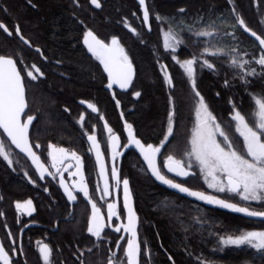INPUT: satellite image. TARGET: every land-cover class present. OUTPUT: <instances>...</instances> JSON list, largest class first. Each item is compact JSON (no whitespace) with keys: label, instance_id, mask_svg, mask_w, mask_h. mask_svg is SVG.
Segmentation results:
<instances>
[{"label":"trees","instance_id":"16d2710c","mask_svg":"<svg viewBox=\"0 0 264 264\" xmlns=\"http://www.w3.org/2000/svg\"><path fill=\"white\" fill-rule=\"evenodd\" d=\"M255 1L248 5L237 3V8L248 27L264 38L261 16L264 11V1ZM127 4L130 14L138 13V7L133 0H127ZM146 5L150 14V31L146 30L139 16L128 17L127 31L119 36L129 60L135 66V75L128 94L117 98L120 102L119 106L122 104L123 109L107 99V110L100 109L97 115H83V127L79 122L82 116L81 110H78L75 101L85 100L93 94L99 95L103 102L106 99L101 95L98 77L96 76V80L93 81V69L77 51L72 49V44L69 42L74 39L78 27L75 21L68 17L59 0H45L43 7L38 5V11H41L42 15L34 18L36 25L42 30L49 54H53L56 59L59 57L63 69L71 80L53 77L50 83L32 88L31 112L37 119L30 132V141L41 145L40 149L34 151L42 159L47 156L46 146L49 143L64 147L69 152L76 151L81 155L92 197L96 195L97 176L83 133L94 126V132L89 131V134L97 136L107 155V147L100 138L103 134V124L99 117L104 118L113 132H119L125 122L130 123L134 133L143 142L158 145L163 139L162 133L166 128L170 93H174L172 102L178 114V124L174 138H170L171 143L166 146L165 156L173 154L178 158L190 139L194 121V101L183 70L169 58L170 50L163 48V37L169 32L172 35L179 33L183 37L184 32L191 29L193 34L189 35L177 54L178 60L182 62L190 58L189 54H197L208 47V39L202 40L194 35L195 31L201 30L200 25L206 19L209 23L217 24L221 33H235V38L225 35L221 41L224 48L233 46L238 49V52L229 54V61L233 55L252 61L254 57L258 58L261 52L256 43L241 31L235 19L229 18L228 15L223 17L218 13L222 6L221 0H146ZM116 6L115 2L111 3L113 13ZM181 8L185 9L183 13L179 12ZM157 16L161 19L158 20ZM209 59L215 60L216 71L198 69V88L223 127L239 139L234 127H231L229 98L235 101L249 119L255 118L253 116L255 105L249 93L264 97V71H261L259 65L254 62L250 63L248 67H255L257 75L248 77L250 83L244 84L239 76L232 74L233 70L228 66L229 61H225L222 57H209ZM162 64L167 65L168 72L173 77L174 89H169L162 79ZM226 79L230 82V87L224 86L223 82ZM135 91L141 93L139 98L134 96ZM217 93L220 95L217 96ZM66 108L68 111H65ZM74 111L78 113L74 114ZM3 139L6 140L5 137ZM12 158L15 163L14 171L0 159V196H3V200H0V212L6 215L11 211V204L14 201L34 198V193L25 195L16 192L17 188L23 187V181L18 173L28 171L35 179L33 169L27 165L24 156L13 149ZM134 159V157L125 158L123 166L120 164L118 171L129 180L134 208L139 218L141 249L143 251L146 244L151 253L148 264H264V252L258 253L249 245L221 246L217 243L218 237L222 235L239 234L243 231H264V222L219 207L207 208L203 202L195 198L187 200L178 197L154 184ZM130 163L133 164L130 166ZM186 185L194 190L207 191L206 186L197 176L188 179ZM44 186L49 189L47 202L62 204V212L66 213V204L58 194L56 183L47 179ZM217 196L228 197V194H217ZM83 204L85 203L79 201L80 217L75 216L74 220L86 219L89 212L86 204L85 216L81 218L80 208ZM254 206L255 210L264 209L263 205ZM58 212H61L60 209ZM81 229L82 227L76 226L65 236V239L72 241L77 239L79 244H83L82 234L79 233ZM169 256L172 260H169ZM83 259L85 264H104L103 258L100 259L97 255L95 258L85 255ZM61 261L64 264H75V260L67 257L66 253ZM140 264H145L143 256Z\"/></svg>","mask_w":264,"mask_h":264},{"label":"snow or ice","instance_id":"6c2138e0","mask_svg":"<svg viewBox=\"0 0 264 264\" xmlns=\"http://www.w3.org/2000/svg\"><path fill=\"white\" fill-rule=\"evenodd\" d=\"M73 2L79 6V0H73ZM29 3H31V0H29ZM90 3L95 8L101 7L100 0H90ZM139 4L143 10V23L148 25L150 29V14L146 0H139ZM32 6L35 7V5ZM184 11L185 9L183 8L179 9L180 13ZM233 12H235L234 9ZM156 18L158 20L161 19L159 16ZM235 21L244 32L259 41L261 52L258 58L254 57L250 61L244 59L242 56L233 55L229 61V54L238 52V49L233 46L224 48L221 45V41L225 35L235 38V33H221L217 24L209 23L206 19L200 25L201 30L195 31L194 35L202 40L208 39V47L203 48L197 54H189L190 58L184 59L182 62L178 60L177 54L180 51V47L184 46L185 40H188L189 35L193 34L191 29L186 30L183 37L179 33L172 35L171 32L166 35V39L171 37L174 43H165L164 47L171 52L169 58L176 62L183 70V75L186 77V82L194 101V121L190 139L183 153L178 158L173 154H167L165 157V153L167 152L166 146L171 143L170 138H174L178 124V114L172 102L174 93H170V108L166 115V128L162 133L163 139L158 145L143 142L134 133L133 126L127 122L124 125L127 130L126 143L122 145L119 142L120 137L113 133V129L107 124L104 125L109 134L110 178L114 182L111 185L109 183L108 169L105 161L102 159L97 136L89 134V131L94 132V126L91 130L84 131L83 134L89 142L88 152L95 153L94 170L98 169L99 179L103 181L102 188L99 182H97L95 191L100 194L102 200L112 194L110 188L115 190L117 199L122 198V210L121 205L117 202L104 201L107 206L106 222L105 217L101 214L103 203L98 207L97 202L90 197L84 172V159L81 155H78L76 151L69 152L64 147H57L49 143L46 146V151L48 157L51 159L50 168L55 170L53 172L49 167L45 166V163L41 161V156L33 150L40 149L41 145L39 143L33 144L29 139V129L36 117L28 115L25 112L27 108L25 82L28 80L36 81L39 76H43V73L34 63L27 68H18V64H23V60H19L14 56L6 57L0 54V130H2L0 131V158L9 167H12L14 163L12 159V146H15L19 152L24 153L31 160L32 165L36 168L39 180L44 181L46 176L56 179L57 174H59L60 186L64 189V193L70 204H74L77 201V193H81L87 203L91 205V216L86 222V232L92 240L86 251L79 250L76 253L79 264H85L83 257L86 252L91 254L95 249L102 246L108 247L107 264H140L142 256L145 264H148L150 259V251L147 249L146 244L142 251L141 242L138 238V216L132 203L129 180L121 178L116 167L117 157L122 155L120 151L122 147L135 148L139 152L143 163L146 164V170L150 173L151 177L168 188L208 205L248 217L264 219V209L255 210L251 208L252 202L264 205V97L249 93L255 105V112L253 113L255 118L253 119H249L235 101L231 97L229 98L231 127H234L235 133L238 134L239 139H237L230 134L229 130L223 127L222 123L210 110L209 104L197 85L198 69L216 71L217 65L215 60L209 59V57H222L225 61H229L228 66L233 70L232 74L239 76L241 82L244 84L250 83L248 77H255L257 75L255 67H248L250 63L254 62L259 65L261 71H264V38H261L260 35L249 28L238 15L235 16ZM125 26L127 27V25ZM132 30L135 31L134 29ZM0 31L6 33L8 37L13 36V30H10L2 22H0ZM14 33L15 37L23 45L29 48L33 47L31 42L22 33L19 24L14 26ZM83 42L92 56L103 65L104 71L108 76L107 88L113 89L115 86L126 91L132 85L134 69L118 39L113 38L110 44L105 43L89 30L84 34ZM35 51L43 55L40 48L36 47ZM162 79L169 89L175 88L173 77L167 71L166 64L163 66ZM223 83L225 87H230V82L227 79ZM219 95L217 93V96ZM134 96L139 98L141 93L135 91ZM80 103L84 104L85 102L82 100ZM116 103L119 106V100ZM87 108L93 113L98 112V109L91 103L87 104ZM65 111H68V109L66 108ZM99 119L103 120L104 118L101 116ZM83 120L84 117L80 116L79 122L82 127ZM4 136L7 137V140L3 139ZM57 153L62 154L65 158L71 157L76 162V171L70 173V176L79 175V182L72 185L74 191L65 186L63 179V172H67L68 168L72 167V165L69 164L63 169L58 167ZM158 158L161 161L160 163H158ZM169 173L172 174L171 177L168 175ZM25 176L28 178L30 184L34 187L38 186L37 181L27 172H25ZM190 176L201 177L204 184L207 185V189H211L212 193L228 194V197L235 199L215 194H206V191L194 190L185 183L175 179L179 177L182 180H186ZM43 190L48 192L47 187H44ZM0 200H3V196H0ZM14 208L18 213L17 224H20L19 215L32 216L35 212V206L31 198L23 202H14ZM4 217L5 213L0 212V218ZM114 218L116 221H126V223H113ZM2 226L6 231V238L10 241V246L9 249H6L4 244L0 242V261H3V264H12L11 257H15L17 254H25L21 238L24 228L30 225H21L15 234L6 223ZM106 228H111L116 233H126L127 237L125 238L124 235L118 236L113 246L109 243L105 231ZM217 243L221 246L249 245L258 253L264 252V231H243L239 234L222 235L218 237ZM37 247L42 255L44 264H50L52 249L49 245L38 242ZM168 258L172 260L171 256Z\"/></svg>","mask_w":264,"mask_h":264},{"label":"flooded vegetation","instance_id":"af4514ba","mask_svg":"<svg viewBox=\"0 0 264 264\" xmlns=\"http://www.w3.org/2000/svg\"><path fill=\"white\" fill-rule=\"evenodd\" d=\"M44 1L45 0H31V3H29V0H0V22L4 23L10 30H13L12 37H8L6 33L0 31V54L6 57L14 56L15 58L19 60H23V64H18V68H27L34 63L39 67L40 71L43 73V76H39V74H37L39 78L36 81L28 80L25 82L26 83V99H27V108L25 109V112L26 114L33 115L34 117H36V115H34L31 112L30 94H31V90H33L32 88L37 87V86L39 87V85H42L43 83H46V84L50 83L53 77L65 78L67 80H71L70 77L67 75L66 71L63 69V63H61L59 57H57L58 59H56L53 54H49L47 50V43L44 42L42 30L40 27L36 25L34 21V18L36 16L42 15L41 11H38V5L43 7ZM59 1L61 2V5L66 10L68 17L72 19L73 21H75L78 27V29L76 30V33H75L76 35L74 39L69 41L72 44V49L77 51L84 58L86 64L93 69L94 71L93 81L96 80L95 77L97 76L98 77L97 80L99 82V89L102 92L101 95H103V97L106 99V101L103 102L104 100H102V98H100L99 95L93 94L91 96L86 97V99L83 100L87 104L88 103L93 104L98 109V112L96 113H93L91 112V110H87L85 107L81 106L80 104V102L82 101L81 99H77L75 103L77 107L79 108L78 110H81L80 115L82 116L84 114L97 115L100 109L107 110V105H108L106 103L107 99L116 103L117 98L119 96L120 97L126 96L128 94L130 87L126 91L125 90L120 91L118 87H115V86L113 87V89L107 88L106 86L108 83L107 76L104 74L99 60L93 57L92 54L88 51V49L85 47L84 42H83L84 34L90 30L93 32V34L98 39H101L105 43H109V44L111 43V40L113 38H117L120 45L122 46L119 36L122 33H125L127 31L128 27H126L125 25H127L128 17L137 18L139 16V18L142 20V13L135 0L133 1L138 7L137 8L138 13L133 12L132 14L129 13L127 0H100V3H101L100 8H95L94 6H92L90 3V0H79V6H77L73 2V0H59ZM112 2H115L117 4V6L115 7V13L111 11ZM254 2L256 1L255 0H245V1L244 0H231V2H229V0H221L222 6L219 8L218 13L223 17L225 15H228L229 18L234 20L236 15L241 17V13L238 10L239 8H237V3H241V4L245 3V5H248V3L250 4ZM32 5H35V7H33ZM233 9L235 10V12H233ZM250 9L251 8L249 6V10ZM17 24H19L20 29L22 33L24 34V36L33 45L32 48H29L28 46L23 45L22 42L18 38L15 37L14 26ZM236 24L238 25V23ZM241 31H242V28H241ZM36 47L41 49L43 55H40L35 51ZM124 51L126 53L125 48H124ZM132 65H133L134 75H135V66L133 63ZM163 66L164 64H162V68ZM119 107L120 109H123L122 104H120ZM73 113L77 114L78 111H74ZM36 119L33 121V125L30 126L29 139H30V132L36 122ZM101 122L103 124L102 125L103 134H101L100 138L102 142L105 143V147H107V150H108L109 149V145H108L109 134L107 133L104 127V125L106 124L105 120ZM124 125L125 123L122 124L119 132H113L114 134L120 137V143L122 145L126 143ZM5 139L7 140L6 137ZM85 141H86V137H85ZM99 144L101 146L102 152L105 157L106 166H107L108 173H109V183L111 185L114 182L110 178L111 161L109 158V151H108V154L106 155L102 148L103 147L102 144L100 142ZM86 145H87V142H86ZM12 149L15 150L13 146H12ZM122 149L123 147L120 149V151ZM131 157H134L135 158L134 160L138 161L143 171L149 177L142 160L139 158V156L136 155L134 151H131V150L126 151L122 156L117 157V161H116L117 169L119 168L120 164L121 166H123V162L125 158L131 159ZM0 159L1 161H3L2 158ZM41 161L45 163L46 167L50 168L51 159L48 157V155L46 156V158H43V159L41 157ZM25 162L27 163V165L31 167L30 163L28 162L26 158H25ZM92 162H93V159H92ZM160 162L161 161L158 158V163ZM3 163H5L8 166V164L5 161H3ZM69 164H71L72 167H70V169L63 174V178L67 182L70 189L74 191V189H72V185L74 183L79 182V178L78 180H76L77 182L73 181L74 178L70 179V173H72L76 169L75 160H70V159L65 160L58 167L63 169L65 166ZM132 164L133 163H130V166ZM93 165H94V162H93ZM9 168L14 171L15 163H13V166ZM50 170L53 172L55 171L54 169H51V168ZM118 172L121 178H127V177H124L120 171ZM27 173L30 175L28 171ZM15 174L16 175L19 174V177L23 181V182L21 181L23 187L19 189L17 188L18 191L16 192H21L22 194H25V195L26 194L30 195L31 193H34V198H31V197L29 198L33 200V204L35 206V212L32 214V216L19 215L20 224H17L18 213L14 208V202H16L14 201L11 204V211L9 212V214L8 215L5 214V217L7 218V220H5V217L2 218V220H0V242L4 244L6 249H9L10 241L6 238V231L2 225L6 223L14 234L18 232L21 225L23 224L30 225L29 227L24 228L23 235L21 238V242H22L25 254L24 255L17 254L15 257H11V253H10L12 264H44L42 255L38 251V247H37L38 242L47 243L49 247L52 249L51 256H50V264H56V263L64 264L61 261V259L64 258L65 253L67 257L73 258L75 260V264H79V261L76 257V253L79 250L86 251L87 247L90 246V243L92 240V238L89 237L86 232V222L88 218L91 216V205L87 203V201L83 198L81 193H77V201L72 207H70L67 204L65 198L63 197V195L61 194L58 188L57 177L59 174H57L56 179H52L51 177H46L44 181H41L39 180V177L37 176V174L34 172V175L36 177L35 179L38 185L36 187H34L32 184L28 182V178L25 176V172H20L18 174L17 173ZM96 176H97V172H96ZM169 176L171 177L172 175H169ZM191 177L192 176L186 178V180H179L177 178L175 179L177 181H181L186 184V181L190 179ZM47 179H51L53 182L56 183L58 194L66 204V213L62 212V207H63L62 204L47 202L48 201L47 198L49 196V189H48V192H45L43 190ZM97 182H99L98 176H97ZM110 192L112 194L109 197L104 198V200L101 199V196L99 193L96 192L95 197L94 196L92 197V194L90 192V197L94 201L97 202L98 207H100L101 204L103 203V207H101V214L105 217V222H106V217H107V206H106V202L104 201L117 202L119 205H121V210H122V198L117 199V194L114 189L110 188ZM120 195L122 197V193ZM24 200L20 202H23ZM79 201H82L88 207L87 210L89 212L87 214L86 219L84 220L83 219H79V220L73 219L75 216L78 218L80 217V210H78V207L80 206ZM132 203H133V197H132ZM85 204H83V206H81L80 208L81 218H83V215H84V211L86 207ZM58 209H60L61 212H58ZM121 222L126 223V221H116L115 218L113 220V223H116V224L121 223ZM76 226L82 227L81 229L82 231L80 232L77 231V232L82 234L81 239L83 240V244L81 243L79 244L77 239H74V241L65 239V236H67V234L70 231L74 230ZM105 231L107 233L109 243L113 246L118 236L124 235L125 238L127 237L126 233H116L112 231L111 228H106ZM137 231H138V238L141 242V235L139 233V218H138ZM108 254H109L108 247L102 246L100 248L95 249L91 254H88L86 252L85 255L91 256V258L93 257L95 258V256L97 255L100 257V259L103 258L104 264H107L106 256ZM121 258H122V253H121ZM0 264H3V261H0Z\"/></svg>","mask_w":264,"mask_h":264},{"label":"water","instance_id":"95a60500","mask_svg":"<svg viewBox=\"0 0 264 264\" xmlns=\"http://www.w3.org/2000/svg\"><path fill=\"white\" fill-rule=\"evenodd\" d=\"M135 1H136L137 5L139 6L140 11H141V13H142V22H143V10H142V7H141L140 4H139V0H135ZM143 24H144V23H143ZM144 26H145V28H146L147 31H150L148 25H145V24H144ZM242 32H243V33H244L249 39H251L254 43H256V45L260 48V46H259V41H257V40L255 39V37L250 36L248 33L244 32L243 29H242ZM84 45H85V44H84ZM85 47L87 48L86 45H85ZM87 49H88V48H87ZM260 50H261V48H260ZM100 64H101V63H100ZM101 68H102L104 74L107 76V73L104 71V67H103L102 64H101ZM107 79H108V76H107ZM118 89H119V88H118ZM128 89H129V88H128ZM128 89H127V90H128ZM119 90L122 91L121 89H119ZM80 104H81V103H80ZM81 106L85 107L87 110H90V109L87 108V103L81 104ZM1 131H2V130H1ZM124 132H125V135H126V137H127V130L125 129ZM115 135H116V134H115ZM5 137H6V136H5ZM6 138H7V137H6ZM86 142H87V145H88V148H89V142L87 141V138H86ZM119 142H120V141H119ZM98 143H99V142H98ZM13 147L15 148V146H13ZM15 150H16L17 152H19L18 149L15 148ZM129 150L134 151V152L136 153V155L139 156V152H138L135 148H123V149L121 150L122 155H123L126 151H129ZM100 151H101V153H102V159L105 161V157H104V154H103V152H102L101 146H100ZM19 153H20L22 156H24V157L28 160V162L30 163V165H31V167H32V169H33V171L36 173V168L32 165L31 160H30V159H29L24 153H21V152H19ZM90 155H91V157H92V159H93V162H94V165H95V153L92 152V153H90ZM122 155H120V156H122ZM139 158L142 160V158H141L140 156H139ZM142 162H143V161H142ZM105 163H106V161H105ZM143 164H144V163H143ZM67 166H68V165H67ZM67 166H65V167H67ZM144 166H145V168H146V164H144ZM69 169H70V168H68V170H69ZM146 171H147V170H146ZM165 171H166V170H165ZM96 172H97V176H98V169L96 170ZM64 173H65V172H63V174H64ZM147 173H148L150 179H151V180H152V181H153L158 187H161L162 189H165L166 191L171 192V193H173V194H175V195H178V196H180V197H182V198H184V199H187V200H191V199H192L191 197H187L186 195L181 194V193L177 192V191L174 190V189H170V188H168L167 186L161 184V183L158 182V181H155V179H154L153 177H151V175H150V173H149L148 171H147ZM36 174H37V173H36ZM169 175H172V174L169 173ZM37 176H38V174H37ZM46 177H49V176H46ZM176 178L179 179V180H182V178H179V177H176ZM57 179H58V188H59L61 194H62L63 197L65 198L67 204H68L70 207H72L76 202H75L74 204H70V203L68 202V200H67V196H66L65 193H64V189L60 186V183H59L60 175H58ZM63 179H64V178H63ZM98 180H99V183H100L101 187H103V181L99 179V176H98ZM64 181H65V179H64ZM65 186H66V187H69L66 181H65ZM69 188H70V187H69ZM70 190H71V189H70ZM203 205H204L205 207H207V208H210V209H214V208H216V206L208 205V204H206V203H204V202H203ZM253 218H254L255 220H257V221L264 222V219L257 218V217H253Z\"/></svg>","mask_w":264,"mask_h":264},{"label":"rangeland","instance_id":"374dc122","mask_svg":"<svg viewBox=\"0 0 264 264\" xmlns=\"http://www.w3.org/2000/svg\"><path fill=\"white\" fill-rule=\"evenodd\" d=\"M262 17H263V21H262V25H264V11H263V13H262V15H261ZM165 43H174V41L171 39V38H167L166 39V36L165 37H163V48L165 49V47H164V45H165ZM103 121V120H102ZM166 157V156H165ZM50 158V157H49ZM68 159H70V160H74V159H72L71 157H68V158H65L62 154H59V153H57V166H59L63 161H65V160H68ZM76 171V169L73 171V172H75ZM72 172V173H73ZM198 178H199V180L204 184V182H203V179L201 178V177H199V176H197ZM72 178H74L73 179V181H76V180H78V178H79V175L77 174L76 176H70V179H72ZM77 182V181H76ZM205 186H206V192H209V194L211 193V194H215V195H217V194H220V193H212V190L211 189H207V185L206 184H204ZM207 194V193H206ZM254 205H261V204H257V203H255V202H252V204H251V208H253V207H255ZM264 206V205H263ZM264 208V207H263Z\"/></svg>","mask_w":264,"mask_h":264}]
</instances>
